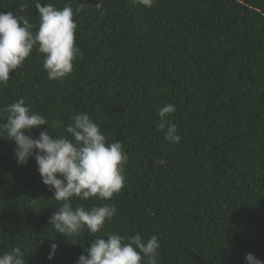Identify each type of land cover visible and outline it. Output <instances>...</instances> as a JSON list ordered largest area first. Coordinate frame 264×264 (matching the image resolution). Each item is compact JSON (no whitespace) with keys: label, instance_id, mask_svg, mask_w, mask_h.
<instances>
[{"label":"trees","instance_id":"obj_1","mask_svg":"<svg viewBox=\"0 0 264 264\" xmlns=\"http://www.w3.org/2000/svg\"><path fill=\"white\" fill-rule=\"evenodd\" d=\"M40 2L73 9L83 55L68 77L49 80L34 48L0 86V108L23 98L65 126L86 112L128 156L119 194L74 198V208L114 203L102 231L157 236L158 264H246L248 253L264 260V0ZM9 11L38 28L36 0H0V12ZM167 104L176 111L161 121ZM169 124L179 143L166 139ZM15 149L0 137V254L18 246L26 264H76L95 236L85 229L71 242L49 225L61 202L35 159L18 164ZM52 243L59 248L48 260Z\"/></svg>","mask_w":264,"mask_h":264},{"label":"clouds","instance_id":"obj_2","mask_svg":"<svg viewBox=\"0 0 264 264\" xmlns=\"http://www.w3.org/2000/svg\"><path fill=\"white\" fill-rule=\"evenodd\" d=\"M133 3L151 8L155 0H132ZM82 7V6H81ZM102 7V0L97 8ZM24 6H21V13ZM39 26L30 23L23 14L0 12V86H6L11 74L22 68L33 49L44 55L43 68L49 80H63L74 70V61L82 57L76 43L77 22L70 6L58 9L54 4H42L36 0ZM81 9H76L79 12ZM176 108L167 104L159 110L161 121L175 113ZM0 137L15 141V157L18 164L25 165L35 159L42 182L53 192V198L61 202L58 210L49 217V225L71 242L87 229L95 236L85 254L76 264H158L160 243L152 235L147 241L137 233L123 236L119 233L105 234L106 222L117 213L116 205L96 204L90 210L73 206V199L111 200L119 194L126 183L125 165L128 156L119 140L109 142L89 114L80 112L65 126L63 121L49 123L48 119L19 100L0 108ZM42 125H49L38 137L26 135ZM52 128H63L65 134H54ZM165 123L157 125L164 130ZM2 133H6V136ZM165 137L179 143L177 126L169 124ZM54 239V238H52ZM59 248L50 245L47 256L52 260ZM246 264H264V260L248 253ZM0 264H26L25 252L20 247L0 254Z\"/></svg>","mask_w":264,"mask_h":264}]
</instances>
